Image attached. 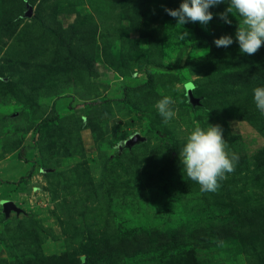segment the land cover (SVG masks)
<instances>
[{
    "label": "rangeland",
    "instance_id": "1",
    "mask_svg": "<svg viewBox=\"0 0 264 264\" xmlns=\"http://www.w3.org/2000/svg\"><path fill=\"white\" fill-rule=\"evenodd\" d=\"M181 2L0 0V264H264V46L240 52L227 3L176 24ZM208 124L239 160L202 193L179 151Z\"/></svg>",
    "mask_w": 264,
    "mask_h": 264
},
{
    "label": "clouds",
    "instance_id": "2",
    "mask_svg": "<svg viewBox=\"0 0 264 264\" xmlns=\"http://www.w3.org/2000/svg\"><path fill=\"white\" fill-rule=\"evenodd\" d=\"M223 3H227L228 7L224 12L217 14L219 19L231 25L229 14L239 16L242 23L236 28L235 41L238 42L242 54H255L264 46V0H182L178 8L165 7L164 11L173 17L178 25L199 22L207 28L213 20L210 7ZM188 34L183 30L180 39H185ZM213 42L216 47L227 48L234 40L231 35H221ZM186 88L192 90L194 85L189 83ZM253 100L260 114L264 116V87L253 89ZM175 103L171 96L164 95L154 105L165 124L176 116L172 107ZM179 158L183 172L189 180L200 186L202 193L218 191L221 182L235 171L239 160L238 155L228 149L223 129L218 124H208L206 129L195 126L186 137V142L179 151Z\"/></svg>",
    "mask_w": 264,
    "mask_h": 264
},
{
    "label": "water",
    "instance_id": "3",
    "mask_svg": "<svg viewBox=\"0 0 264 264\" xmlns=\"http://www.w3.org/2000/svg\"><path fill=\"white\" fill-rule=\"evenodd\" d=\"M27 12L25 13L26 18H30L32 16V8L31 6L27 5L26 6ZM190 104L192 106H196L199 103V99L197 98H191L189 100ZM145 141V138L141 137L139 133H136L132 135L128 140L122 141L118 147H125V148H132L135 145L142 143ZM11 211L18 212L17 208L11 203V202H6L3 205V213L5 215V218H8L9 214Z\"/></svg>",
    "mask_w": 264,
    "mask_h": 264
},
{
    "label": "trees",
    "instance_id": "4",
    "mask_svg": "<svg viewBox=\"0 0 264 264\" xmlns=\"http://www.w3.org/2000/svg\"><path fill=\"white\" fill-rule=\"evenodd\" d=\"M35 18H37V17H35ZM156 66H160V65H156ZM84 250H85V249H84V247H83V249H82L83 252L81 251L82 254H84ZM80 263L83 264L82 262H80Z\"/></svg>",
    "mask_w": 264,
    "mask_h": 264
}]
</instances>
